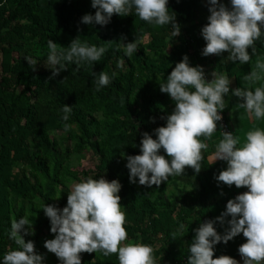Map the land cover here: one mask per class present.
Wrapping results in <instances>:
<instances>
[{
  "label": "trees",
  "instance_id": "obj_1",
  "mask_svg": "<svg viewBox=\"0 0 264 264\" xmlns=\"http://www.w3.org/2000/svg\"><path fill=\"white\" fill-rule=\"evenodd\" d=\"M222 2L231 7L230 0ZM168 6L181 25V34L173 38L170 25L149 24L134 11L127 16L114 14L106 26L82 23L84 14L96 11L91 0H0V260L16 247L8 238L11 221L26 215L34 234L30 232L25 239L35 242V251L44 255L45 264H59L45 247V240L55 234L42 205L63 208L73 184L88 177L119 179L126 242L153 245L160 264H186L194 229L219 216L229 199L247 190L215 179L227 167L226 161L219 159L211 164L214 145L222 138L218 122L198 174L186 166V175L170 177L158 187L129 180L122 152L139 154L143 133L155 138L153 130L166 124L175 102L160 90V83L185 54L192 65L203 66L205 75L214 71L229 75L234 88L245 86L244 74L264 58L261 41H257L252 62L243 65L225 63L227 51L219 56L202 55L206 41L201 29L208 23L209 0H168ZM202 6L205 11L200 10ZM122 37L125 43L142 37L131 58L120 47ZM74 38L105 46L107 51L101 61L79 70L69 65L50 78L51 70L44 63L47 41L52 39L58 48H67ZM28 57L38 60L34 69ZM101 71L116 76L97 91L96 77L91 74ZM235 98L239 99L225 96L230 123L229 110ZM239 103L234 104L235 114L245 117L238 127H232L243 142L248 131L264 128V120L251 121ZM64 104L73 107L68 122L74 128L69 132L63 129L59 111ZM215 226L224 233L226 225L217 222ZM246 240L240 233L226 244L220 242L214 256L236 257ZM81 256L82 264H119L117 254L83 252Z\"/></svg>",
  "mask_w": 264,
  "mask_h": 264
},
{
  "label": "clouds",
  "instance_id": "obj_2",
  "mask_svg": "<svg viewBox=\"0 0 264 264\" xmlns=\"http://www.w3.org/2000/svg\"><path fill=\"white\" fill-rule=\"evenodd\" d=\"M230 4L228 7L222 0H209L208 23L201 29L206 41L201 54L219 56L227 51L225 63L238 61L243 65L252 62L257 41L264 43V0H230ZM91 6L96 9L95 13L84 14L82 23L106 26L114 14L127 16L134 11L149 24L170 25L172 38L181 34L176 14L169 12L168 0H91ZM124 39L121 38L120 47L131 58L140 47L142 37L127 43ZM47 43L49 51L44 63L51 70L50 78L69 65L74 64L79 70L85 64L101 61L107 51L105 46L90 45L78 38L67 48H58L52 39ZM26 59L34 69L38 60ZM91 75L96 77L99 91L112 82L116 73L110 76L101 71ZM212 76L211 80L206 79L203 66L192 65L185 54L166 81L160 83V90L170 96L175 107L166 116V124L153 130L155 138L147 131L143 133L139 154L122 152L130 182L158 187L170 177L186 175V166L198 174L203 153L210 146L207 141L213 138L217 122L222 120L226 94L239 98V107L246 110L250 119L264 120V58L256 60L251 71L244 74L245 86L233 88L231 92L229 75L214 71ZM59 111L65 122L64 131H72L74 125L68 121L73 107L64 104ZM214 149L211 164L217 159L227 162V167L215 179L228 186H246L248 190L229 199L219 216L201 222L194 229L186 264H241L230 255L214 256L215 245L226 244L240 233L247 238L238 249L243 264H264V128L248 131L243 142L234 132L223 131ZM121 188L119 179L88 177L73 184L63 208L49 203L42 205L50 219V231L55 234L54 238L45 240V247L56 255L59 264H82L83 252L117 254L119 264H160L161 257L157 258L153 245L126 242L128 232ZM217 222L226 225L224 233L217 230ZM32 226L26 215L11 221L8 238L16 247L3 255L0 264H45L44 255L35 251V242L25 239L30 232L34 234ZM179 227L183 230L184 225Z\"/></svg>",
  "mask_w": 264,
  "mask_h": 264
},
{
  "label": "crops",
  "instance_id": "obj_3",
  "mask_svg": "<svg viewBox=\"0 0 264 264\" xmlns=\"http://www.w3.org/2000/svg\"><path fill=\"white\" fill-rule=\"evenodd\" d=\"M235 86H236L235 82L233 80H231V87L234 88ZM234 100H233V102L231 104L232 108L229 110V114L231 115V125L235 128V127H238L239 123L241 122L242 119H244L245 115L243 113H240V114H237V115L235 114L234 104L239 99L235 98ZM251 121H253V119H251ZM226 166H227V162H226ZM234 258H236L237 260L241 261V264H243L242 257L240 255V253Z\"/></svg>",
  "mask_w": 264,
  "mask_h": 264
},
{
  "label": "built area",
  "instance_id": "obj_4",
  "mask_svg": "<svg viewBox=\"0 0 264 264\" xmlns=\"http://www.w3.org/2000/svg\"><path fill=\"white\" fill-rule=\"evenodd\" d=\"M206 79L211 80L210 79V75L206 74ZM218 124L220 126L221 133H223V131H232V132H234L231 123L228 121V117H227V113H226L225 109L222 110V120L219 121Z\"/></svg>",
  "mask_w": 264,
  "mask_h": 264
},
{
  "label": "rangeland",
  "instance_id": "obj_5",
  "mask_svg": "<svg viewBox=\"0 0 264 264\" xmlns=\"http://www.w3.org/2000/svg\"><path fill=\"white\" fill-rule=\"evenodd\" d=\"M200 10L205 11V8L202 6V7L200 8ZM212 73H213V72H210V74H209V75H210V79L213 78ZM82 163H84V162L82 161ZM192 180H193V179H192Z\"/></svg>",
  "mask_w": 264,
  "mask_h": 264
}]
</instances>
